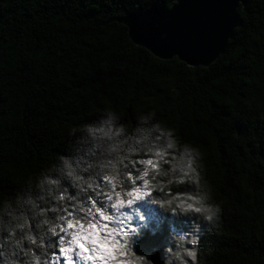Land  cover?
I'll use <instances>...</instances> for the list:
<instances>
[{
    "label": "trees",
    "instance_id": "16d2710c",
    "mask_svg": "<svg viewBox=\"0 0 264 264\" xmlns=\"http://www.w3.org/2000/svg\"><path fill=\"white\" fill-rule=\"evenodd\" d=\"M173 2L0 0V226L42 212L41 247L22 241L41 264L53 253L49 209L61 194L85 195L67 181L48 195L40 183L58 175L62 158H85L93 141L84 126H101L109 112L113 129L124 128L118 138L141 140L128 160L154 158L149 145L165 152L168 163L147 177L151 198L174 206L207 194L219 206L212 221L184 213L175 225L160 222L151 228L158 236L196 235L200 264H264V0L238 9L232 38L208 68L158 60L130 41L125 17ZM140 167L129 165L134 174ZM19 231L37 238L35 219Z\"/></svg>",
    "mask_w": 264,
    "mask_h": 264
},
{
    "label": "snow or ice",
    "instance_id": "6c2138e0",
    "mask_svg": "<svg viewBox=\"0 0 264 264\" xmlns=\"http://www.w3.org/2000/svg\"><path fill=\"white\" fill-rule=\"evenodd\" d=\"M204 7H209V5H187L181 3V0H176L171 10L165 11L162 4L160 6L153 4L150 12L140 16L144 27L137 29L133 25L136 31V40L151 47L157 53L164 51L168 53V56L179 57L214 47L219 33L225 27L220 15L212 16L191 11V9ZM155 147V145L148 146L154 158L110 159L107 165L110 171L100 174L102 179L97 178L96 185L86 196L70 195V197H66L61 194L57 197L58 201H63V203L49 209L53 213L54 219L47 222V233L52 239L45 242L53 248L52 260L54 264L56 261H60L61 264H76L77 261L91 264L93 260L103 259L97 253V246L109 247L107 240L118 232H122L121 228L110 227V222H119V218L126 215L122 209L131 208L138 201L144 203L151 197L149 190L151 184L147 177L150 173L156 172L159 163H168L165 159V152L154 150ZM168 147H172L171 141L168 142ZM172 159L175 160L176 157ZM121 164L124 165L123 169L120 168ZM137 164L141 167L134 174L129 165L135 167ZM180 171L183 175L179 179L188 177L191 171V162H187V167L181 164ZM161 174L168 175V173ZM125 176L126 179H124ZM100 180L103 181L102 184L99 182ZM137 180L141 182L140 185L136 183ZM129 181L131 184L126 187ZM156 202L157 200L154 199L153 203ZM163 206L162 204L161 207ZM177 206L190 207L180 204ZM109 209L111 212L108 211ZM139 216L144 221H149L152 218L141 211ZM105 234L108 236L106 237ZM29 239L33 244L36 243L31 237ZM154 243H156L155 239L145 234V238L139 243L143 251L136 255V264H144L146 260L154 262V256L148 254ZM114 246L118 247V245ZM112 258L115 259L114 256Z\"/></svg>",
    "mask_w": 264,
    "mask_h": 264
},
{
    "label": "clouds",
    "instance_id": "9594fccd",
    "mask_svg": "<svg viewBox=\"0 0 264 264\" xmlns=\"http://www.w3.org/2000/svg\"><path fill=\"white\" fill-rule=\"evenodd\" d=\"M115 121V115L109 112L105 116L101 126L93 127L91 125H85L84 131L86 136L91 137L93 141L84 154L85 158L76 163L70 162L67 158H62L60 165L56 169L58 175L43 179L40 183L41 189L46 191L48 195H54L52 189H59L62 182L67 181L78 189V194H84L86 196L96 185L97 178L100 177V174L105 171H110L107 167L110 159H127L128 154L139 152L141 149L137 146L141 144V140L132 137L126 139L118 138L121 137L124 128L123 126H119L114 130L113 125ZM122 153L124 154L122 155ZM92 156H96L99 160L98 164L88 162V158ZM100 178L102 179V177ZM152 179H155L154 175ZM182 180L183 178L178 182H182ZM168 183H171V180ZM45 185L51 187L46 189ZM152 187L153 185H151L150 191ZM141 199L143 200V197ZM153 200L150 197L140 207L158 205L159 210L152 208L155 217L161 223L171 220L173 225L176 223L174 217L184 213H196L204 221H212L220 211L219 206L208 202L209 197L207 194H202L196 198L188 196V203H176L174 206L172 200H164L162 202L157 200L156 203H153ZM25 203L27 205H33L34 201L28 199ZM162 204L164 205L163 207H161ZM177 204L190 207H178ZM140 207L135 209L137 215L140 213ZM42 215L41 212L28 217V219H35L37 238H34L31 232L25 235L19 231L21 229H27L28 219H25L24 215L17 216L15 218L16 222L13 224L0 226V264H41L40 256L34 255L32 249L25 247L22 241L26 240L37 248L41 247L39 241L43 240L45 233V220L42 218ZM20 221H23V223H20ZM113 228L115 229L117 227ZM145 234H150L156 241L157 249L155 251L157 259L155 262L153 260H146L144 264H200L198 259V237L196 235L188 236L173 232L170 234L172 238L169 239L166 235L158 236L157 232L152 229H149L148 232L137 229L135 231L132 229L129 232H125L122 229V232H118L107 240L109 247L97 246V253L103 259L93 260L91 264H136L137 257L133 253V247L145 238ZM105 235L106 237L108 236V234ZM29 237L35 240L36 243L33 244ZM114 245H118V247ZM123 253L128 254L125 255ZM113 256L115 259L112 258Z\"/></svg>",
    "mask_w": 264,
    "mask_h": 264
},
{
    "label": "water",
    "instance_id": "95a60500",
    "mask_svg": "<svg viewBox=\"0 0 264 264\" xmlns=\"http://www.w3.org/2000/svg\"><path fill=\"white\" fill-rule=\"evenodd\" d=\"M248 0H181V3L187 5H200L205 4L209 7H204L200 9H191L194 12H200L212 16H219L224 25V29L219 33L218 40L214 47H209L207 49L201 50L192 55H182L181 57L172 55L168 56L167 52H155L149 46L144 43H140L136 40V31L133 25L137 29L144 27L143 21L140 20V16L143 13L151 11V8L145 12L135 13L125 17L122 20V24L126 27L128 37L133 45L140 47L150 53L154 58L166 61L173 58L177 59L179 62L185 64L190 68H208L212 65L224 52L228 41L232 38L233 32L238 23L237 11L240 7H244ZM176 0H174L169 10L175 5ZM228 25V26H227ZM150 256H154V262L157 259L156 252L152 253Z\"/></svg>",
    "mask_w": 264,
    "mask_h": 264
},
{
    "label": "rangeland",
    "instance_id": "374dc122",
    "mask_svg": "<svg viewBox=\"0 0 264 264\" xmlns=\"http://www.w3.org/2000/svg\"><path fill=\"white\" fill-rule=\"evenodd\" d=\"M151 192H150V196H152ZM142 203L143 201H138L137 204L134 205L133 207L122 209V211L125 212L126 215L124 217H120L119 222H110L109 226L122 228L125 232H129L134 228L140 231H146L147 229L156 228L161 221L158 218H156L155 215H153L152 208H157V210H159L158 205H150L149 207L148 206L140 207ZM139 207H140V211L144 213L146 216L151 217L153 215L149 221L141 220L140 216L136 214L135 209ZM108 211L111 212L110 209ZM49 256H50L49 258L46 257V260L43 262V264H54L52 260L53 253H49ZM55 264H61V262L56 261ZM76 264H83V262L77 261Z\"/></svg>",
    "mask_w": 264,
    "mask_h": 264
}]
</instances>
